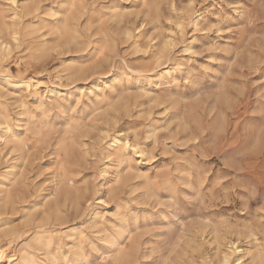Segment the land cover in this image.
<instances>
[{"label": "rangeland", "instance_id": "rangeland-1", "mask_svg": "<svg viewBox=\"0 0 264 264\" xmlns=\"http://www.w3.org/2000/svg\"><path fill=\"white\" fill-rule=\"evenodd\" d=\"M82 1L0 0V241L38 230L8 250L41 264H264V0Z\"/></svg>", "mask_w": 264, "mask_h": 264}, {"label": "bare ground", "instance_id": "bare-ground-1", "mask_svg": "<svg viewBox=\"0 0 264 264\" xmlns=\"http://www.w3.org/2000/svg\"><path fill=\"white\" fill-rule=\"evenodd\" d=\"M67 1V0H66ZM75 1V0H74ZM82 1V0H81ZM65 2V1H64ZM83 2V1H82ZM142 2H144V1H142ZM11 3V2H10ZM12 3H14V1L12 2ZM58 3V2H57ZM77 3H79V2H77ZM74 4H75V2H74ZM73 4V5H74ZM144 4V3H143ZM12 5H14V4H12ZM62 5V4H61ZM145 5V4H144ZM58 6H59V4H58ZM65 6V5H64ZM64 10V9H63ZM66 11V10H65ZM43 12V11H42ZM14 15V14H13ZM199 15V14H198ZM28 16H30V15H28ZM46 20H48V19H46ZM51 22V21H50ZM22 23V22H21ZM137 34V33H136ZM15 36H16V34H14ZM81 38V37H80ZM17 39V38H16ZM16 39H12V40H16ZM191 39V38H190ZM18 41V40H17ZM5 46H7V45H5ZM8 47V46H7ZM1 49V48H0ZM101 49H102V47H101ZM101 49H99V50H101ZM4 50H7V48H4L3 47V51ZM99 50H98V53H99ZM138 50H139V48H138ZM150 51V50H149ZM185 52H186V49L184 50ZM141 52V51H140ZM11 54V53H10ZM98 55V54H97ZM88 62V61H87ZM174 65V64H173ZM29 66V65H28ZM177 66V65H176ZM175 66V67H176ZM96 68V67H95ZM22 69V68H21ZM21 69H20V71H21ZM22 70H24V69H22ZM174 71H175V69L173 68H164L161 72H160V74L162 75V76H164V77H168V76H171L173 73H174ZM5 73V72H4ZM17 73V72H16ZM126 73V72H125ZM6 75V74H5ZM9 76H11V75H9ZM28 76V75H27ZM2 77H4V76H2ZM13 77V76H12ZM15 77V76H14ZM6 78V77H5ZM116 78V77H115ZM33 79V78H32ZM21 80V79H20ZM15 81H17V79L15 80ZM23 81V80H22ZM175 81V80H174ZM18 82V81H17ZM31 83V82H30ZM34 83V82H33ZM171 83V82H170ZM35 84V83H34ZM40 84V83H39ZM41 85H42V83H41ZM164 85V84H163ZM25 86V85H24ZM27 86H28V84H27ZM34 86V85H33ZM35 87V86H34ZM98 87V86H97ZM101 87V86H100ZM28 88V87H27ZM31 88V87H30ZM103 89V88H102ZM91 91V90H90ZM51 92V91H50ZM79 94V93H78ZM168 95V94H167ZM104 96V95H103ZM163 96V95H162ZM77 98V97H76ZM97 98H99V97H97ZM115 98V97H114ZM75 99V98H74ZM40 103V102H39ZM43 103V102H42ZM41 105V104H40ZM49 105V104H48ZM0 106H1V104H0ZM21 107V106H20ZM42 107V106H41ZM46 107V106H45ZM105 107V106H104ZM3 108V107H2ZM1 108V109H2ZM4 109V108H3ZM21 109V108H20ZM46 109V108H45ZM48 110V109H47ZM72 110V109H71ZM3 111V110H2ZM4 113V112H3ZM3 113H1V115L3 114ZM7 114V113H6ZM29 114H30V112H29ZM72 114V113H71ZM28 118H30V117H28ZM33 118H34V116H33ZM46 118V117H45ZM36 120V119H35ZM40 120H41V118H40ZM47 120V119H46ZM69 120H71L70 119V117L68 118V122H69ZM73 120V119H72ZM78 120V119H77ZM37 122V121H36ZM40 122V121H39ZM67 122V123H68ZM3 123H4V121H3ZM66 123V122H65ZM5 124V123H4ZM47 124V123H46ZM52 124V123H51ZM38 125V124H37ZM43 125V124H42ZM64 125V124H63ZM66 125V124H65ZM64 125V126H65ZM5 126H6V124H5ZM46 126H48V124L46 125ZM67 126V125H66ZM79 127V126H78ZM77 127V128H78ZM6 129H7V127H5ZM38 128V131H37V129H36V133H35V136H34V138H33V140H29V141H32V142H36L35 144H37V140H42L44 137H45V133H43L42 132V130H41V128H40V126L39 127H37ZM44 128V127H43ZM70 130H71V128H69ZM63 130V129H62ZM73 131H75V130H73ZM6 132H8V131H6ZM5 135V134H4ZM22 136V135H21ZM69 136V135H68ZM2 137V136H1ZM33 137V136H32ZM25 138H26V136H25ZM1 139V138H0ZM29 139H31V138H29ZM56 139V138H55ZM125 140V139H124ZM123 140V141H124ZM118 140H114L113 141V143H112V146H113V151H114V154H115V156L120 160L119 161V163L121 164L123 161V155H122V153H123V150H124V146H119L118 145V143H119V141L117 142ZM7 143L8 144H10V149L11 150H15V151H19V152H22L23 150H24V148L27 146L28 147V145H27V143H29L28 142V140L26 141V140H24V139H21L16 133H10V132H8V135H7ZM32 144V143H31ZM68 144V143H67ZM124 144V143H123ZM127 144V143H126ZM2 145V144H1ZM109 146V145H108ZM31 147H32V145H31ZM71 147V146H70ZM75 147V146H74ZM126 147V146H125ZM52 148V147H51ZM135 148V147H134ZM132 150L134 151V149L132 148ZM72 151H74V149H72ZM10 152V151H9ZM138 152V151H137ZM238 152V151H237ZM11 153V152H10ZM26 153H27V151H26ZM137 154V153H136ZM236 154V153H235ZM132 155V154H131ZM104 160H106V159H104ZM117 165V164H116ZM131 165H132V163H131ZM123 169V168H122ZM60 170H61V168H60ZM102 173V172H101ZM100 176V175H99ZM60 179H61V182H63V183H65L66 182V176H65V174H61L60 175ZM11 181V179H8L7 180V182H10ZM112 181V180H111ZM7 182H5V183H3V186H5L6 188H7V190H6V192H4V190L3 189H1V193L2 194H4V199L5 198H10V195H11V188H12V186H13V184L11 185V187H9V184L7 183ZM63 191L64 192H66V189L65 188H63ZM106 194V193H105ZM53 195V194H52ZM52 195H50V196H52ZM149 197V196H148ZM100 200V199H99ZM96 201V200H95ZM36 202V201H35ZM100 203V202H99ZM101 203H103V202H101ZM24 207V206H23ZM1 208H3V207H1ZM0 208V221H4V219H3V216L5 215V212H4V209H1ZM131 213V212H130ZM127 214H128V212H127ZM14 222V221H13ZM7 225H9V224H7ZM130 225V224H129ZM59 227H61V226H59ZM58 228V227H57ZM135 228V227H134ZM40 230V229H39ZM62 230V229H61ZM70 230V229H69ZM68 230V231H69ZM36 231H38V230H36ZM35 231V229L34 228H28L27 226H25V227H23V229L21 228V227H19V228H10L9 230H7V231H5L4 232V234H3V237L4 238H6V240L5 241H0V264H11L13 261H14V264H41V263H39V262H37L34 258H33V256L31 255V253L30 252H28L27 251V249H29L30 248V246L28 245V246H26V248H23L22 250H21V252H20V256L19 257H17V258H15V255H11V253L9 252V250H8V247L9 246H11V245H13L17 240L19 241V239H21V238H23V236H26L27 234H29L30 232H32L31 234L33 235L32 236V241L33 242H35V244H38V241H40V239L41 238H44L45 240H47L46 242H48V236H44L43 237V234L42 233H39V232H36ZM75 231V230H74ZM81 231V230H80ZM106 231V230H105ZM107 232H109V231H107ZM129 232V231H128ZM132 232V231H131ZM69 233V232H68ZM71 233V232H70ZM80 233V232H79ZM84 234V233H83ZM104 235V234H103ZM130 236V235H129ZM78 237H80V236H78ZM119 237V236H118ZM67 238V237H66ZM102 239V238H101ZM127 239V238H126ZM22 240V239H21ZM107 240V239H106ZM108 241V240H107ZM4 242V243H3ZM121 242V241H120ZM46 245H48L47 243H45ZM118 244H119V242H118ZM126 246H127V243H126ZM129 246V245H128ZM232 246V245H231ZM204 248V247H203ZM236 248V247H235ZM12 249V248H11ZM19 249V248H18ZM109 249V248H108ZM206 249V248H205ZM261 249V248H260ZM246 250V249H245ZM15 251V250H14ZM239 252V249H235L234 250V252ZM105 252V251H104ZM206 253V252H205ZM246 253V252H245ZM15 254V253H14ZM80 254H82L81 252H80ZM17 255V254H16ZM236 255V254H235ZM64 257V256H63ZM210 257V256H209ZM60 258V257H59ZM62 260V259H61ZM110 260V259H109ZM85 262V261H84ZM239 262H240V258H237V259H235L234 260V263L233 264H239ZM112 263V262H111ZM62 264V263H61ZM67 264V263H66ZM85 264H86V262H85ZM220 264H231V262H230V257H229V255H227V254H224L223 256H222V258H221V260H220Z\"/></svg>", "mask_w": 264, "mask_h": 264}]
</instances>
